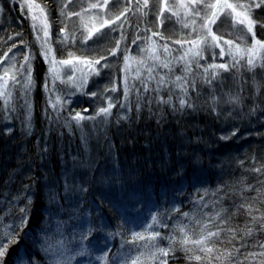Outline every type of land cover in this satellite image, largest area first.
I'll return each instance as SVG.
<instances>
[{
  "label": "trees",
  "instance_id": "trees-1",
  "mask_svg": "<svg viewBox=\"0 0 264 264\" xmlns=\"http://www.w3.org/2000/svg\"><path fill=\"white\" fill-rule=\"evenodd\" d=\"M36 1L46 5L51 45L57 54L70 51L78 57H94L93 54H97L96 58L107 57L115 47V38H109L110 42L106 44L91 40L85 43L86 48L75 40L61 43L62 28L69 25L65 29L67 32L75 30L72 24L64 23L66 17L60 14L65 0ZM152 4L147 17L140 13L136 15L135 8L126 13L130 25L157 31L156 8ZM1 7L0 47H5L22 39L27 28L15 7H8L3 2ZM72 8L70 4L68 11H73ZM130 12L134 14L131 18ZM253 18L264 20V7L254 9ZM173 23L165 21L159 32L176 41L181 37ZM255 37L264 39V28L257 25ZM207 54L205 59L193 63L187 78L189 85L185 99L191 107L181 108L179 97L182 93L171 84V103H161V97L168 99V89H161L157 94L154 91L156 82L149 81L150 90L145 92L146 78H140L133 94H129L123 103L116 100L110 119L106 118L107 123L87 122L79 126L69 117L75 109L84 107L83 103L75 99L69 103L64 99L67 103L62 102L59 111L49 106L40 83L44 63L36 55L33 58L34 88L25 97L14 96L8 105L0 99L2 222L11 223L19 215L18 209L27 206L28 225L24 230L35 229L42 220V207L55 189L56 192L60 190L58 183L64 187L62 192H66V196L59 195L57 210L66 202L64 211L70 217L87 208L91 214L92 208L88 206L91 200L106 206L104 197H113L116 204H121L118 202L120 195H134L138 191L147 194L152 185L158 183L165 189L163 196L168 199L164 201L165 205L174 201V210L163 217L165 234L171 225L177 239L181 235L178 228L182 225H187L190 232L198 233L196 221L208 223L220 213L226 223L219 226L237 231L234 238L225 231L216 241V254L221 255V260H215L213 264H229L224 259L226 250L232 253L237 264H261L264 256L258 255L255 260L245 257L264 251L260 247L264 244V230L252 220L253 215L259 217L264 213V184L260 183L264 181V172L252 171L264 166V67L256 66L251 71L239 64L228 71H220L209 84L203 74V67L212 62ZM196 63L202 67L197 68ZM236 97H239L238 101L228 102ZM25 100L30 102L29 108L25 106ZM83 181H92L89 188L72 189ZM119 182L128 184L129 188L119 189ZM49 187L53 191L48 192L46 188ZM86 193L89 194L84 197ZM9 202H12L11 207ZM249 202L253 205L251 215L239 207L241 203ZM131 203L137 205L138 202ZM52 213L53 220L68 217L65 214L58 216L55 210ZM218 224L219 218L208 224L209 230L215 231ZM248 229H252L250 235ZM165 243L170 244V241L164 239ZM172 247L176 251L167 258L168 264H197L186 258L178 243H172Z\"/></svg>",
  "mask_w": 264,
  "mask_h": 264
},
{
  "label": "rangeland",
  "instance_id": "rangeland-1",
  "mask_svg": "<svg viewBox=\"0 0 264 264\" xmlns=\"http://www.w3.org/2000/svg\"><path fill=\"white\" fill-rule=\"evenodd\" d=\"M2 2L7 4L8 7H15L17 9V14H19L21 18H24L27 34H23L24 37L22 39H19L18 41L15 40L11 45L6 44L5 47L3 46V50V47H0V56H3L4 53L8 52L9 48H12V45L15 44L16 47L12 48V52L9 53V56L15 55L17 67H19V64L23 62L24 54L30 53L32 56L31 65L33 81L30 89H33L35 84L33 77V58L36 55H39L44 63L42 81H40V83L41 87H44L45 97L49 106L53 108L52 105L57 102L58 97L61 98V105L64 99H67V101L69 100V103L75 99L79 103H83L84 107L75 109L73 115L76 112H81L85 116H95L100 107L107 106V98L111 97V102L113 104H116V100L123 103L129 94H133L136 91V84L140 81V78H146L145 80L148 83V72L146 69L149 65H153V60L149 58L153 42H155L156 51L160 54L162 59L165 57L167 59H172L173 56L179 54L177 50L181 49L180 43L173 44V41L167 39L164 33L162 34L165 39L152 35L153 32L160 31L162 24H160L158 16L162 6L166 9L164 11V16L171 17L170 19H165L164 22L167 20L171 21V23L174 22L173 24L175 25V28L180 32V37H186L193 27L190 19L184 16V9L179 8L181 3L188 4L190 3V0H164L162 4H152V7L156 8L155 20L158 27L156 28L157 31H154L151 28V31H149L145 27L137 28L134 25H130L128 17L127 20H125L123 16L120 20H116V16L123 11L125 5L131 7L134 11L136 0H132L131 5L126 3V0H120L119 4H112L110 2L107 7H97L94 9L90 8L89 5L93 3L103 5L104 0H76V2L72 4L73 11L70 12H82V16L72 15L71 18H65L64 22L70 25L72 24V26L75 27V30H68L69 34L73 31H78L75 32V34L76 37L79 35L80 38L75 39V41L82 47H85L87 45L82 42L83 38L89 33H92V39L88 40L87 43L94 40L95 42L100 41V43L106 44V42H110L109 38H115V43L118 40L121 41L120 50L114 56L108 55L107 59L101 62L106 65L105 67L96 65V67L99 68V75H97L92 72L87 64L82 62L93 57L70 56V51L63 54L60 51L59 54H57L51 45L50 38L49 43L52 52L49 55V61H51L54 56L57 62L70 60L71 64L75 66L74 71L72 66H65L58 63L56 74L59 78L53 79V76L49 73L50 63L49 61H46L42 55L41 43L36 39L37 34L43 37V32L33 30V20L31 17L32 15L39 16V11L33 10L30 12L27 7L28 3L43 5L36 0H0V17L3 13L1 7ZM139 2L142 4L143 0H139ZM210 2L215 3L216 0H210ZM219 2L224 3V0H219ZM227 2L236 3L237 0H227ZM239 2L243 3L245 0H239ZM150 3H152V0H149V4ZM169 3L177 5L176 10L180 13L179 20L176 16L172 15L171 11L167 10V4ZM117 7H119L118 11L116 9ZM105 12L108 14L105 15ZM135 13L137 15L138 12L135 11ZM131 16H134V14L130 12V18ZM235 16L236 13H232V16L229 17H224L221 14L220 19H218L215 24L216 26H212L213 33L222 37L220 44L225 49L230 47L223 43L228 39L233 41V44L231 45L233 50H235L237 44L242 49L251 48L253 45V38L252 35L247 32L246 26L237 25V27L243 29V31H236L233 29V17ZM240 18L242 19L243 17ZM196 20L197 26L204 23V21L199 18H196ZM105 21H108V23H105ZM183 21L189 23V28L183 27ZM36 23L40 25V20H37ZM120 24H123V28L119 27ZM68 26L69 25H67V27ZM113 27H115V31L112 30ZM97 31L105 33L106 35L97 36L95 35ZM122 35L124 37L123 40H121ZM192 35L193 38H195V34L193 33ZM225 35H230V37L226 38ZM138 36L140 37L139 40L136 39ZM242 36H244V40L242 39ZM150 37L151 39H149ZM238 38H240V40L238 42L235 41L238 40ZM255 38L264 42V39ZM133 40H136L135 44L133 43ZM165 43L173 49L170 56H167L163 52L162 46ZM142 49H149V51H142ZM220 51L221 49L219 47H209L203 53V59L206 58V54L208 53L207 55H210L212 60L210 64H231L232 57L227 54V51H225L223 56L220 55ZM93 55L94 57L97 56V54ZM125 56L128 57L127 62L125 61ZM126 63L127 68L125 67ZM239 64L247 67L248 70L252 71V69H254L248 66L247 57L236 65ZM256 65L257 67H262L259 57L256 60ZM116 67H118V69ZM218 71L220 72L224 70L219 69ZM0 75H2V72H0ZM153 75H165L168 78L172 77L174 80L176 76H184L185 73L183 72V65L176 64L175 61H173L170 72L168 69L154 67ZM69 77L72 78V82H68ZM188 77L189 74L187 75V78ZM247 78L249 79L250 77ZM151 82L154 83L156 81L151 80ZM125 83L128 85V94L126 97ZM113 86L116 87V91L110 90ZM106 88L109 89V91H105ZM92 93H96V96H93ZM13 96H20L21 98L25 97V93L19 86H17L13 91ZM27 102L30 103L29 101ZM27 108H29V106H27ZM88 108H90V111ZM84 111L89 112L90 114H86ZM112 111L113 108L111 112ZM108 117L110 119V115ZM105 121L106 118L97 117L95 120L86 119L81 123L90 122L91 124H95L100 122L99 124H101ZM72 122L77 125L75 121ZM94 169L95 167H93L92 170ZM94 172L96 173V171ZM90 182H80V185L77 184L78 188L72 187V189L78 190L79 188H89ZM55 185L56 184H54V186ZM118 185L119 189L129 188L126 183L119 182ZM57 186L60 190L56 192L55 186L54 189L56 193L52 192L51 197L48 198L49 201L42 207V220H40L35 229H30V231L24 230L21 233L18 246L13 245L9 249L10 254L5 258L6 264H131V258L138 256L140 252L145 254L141 257L142 264H157V262L153 261L149 256L150 251L153 250L151 245L155 243L159 247L165 248L169 243L164 244V239L168 241L169 237L174 236L172 225L168 228L167 234L163 232L164 227H166V221L163 217L166 213L170 214L174 210L172 208V203L174 201L170 200L168 201V204L165 205L164 201L168 199L163 196L165 189L162 188V184L154 183L150 192L147 194L138 191V194L134 195H120L118 202L121 204H116L117 200H113V197H104L105 201L108 203L106 206H100L91 200L88 206L92 208V213L90 214V211L87 208L88 211L84 209L74 217H70L64 211V208L67 209L66 202H63L65 205L63 208L61 207L57 210L59 206V201L57 200L59 195L66 196V192H64V194L62 192L64 187L61 183H58ZM154 187H156V190H154ZM46 189L48 192L53 191L51 187ZM83 192L84 190L81 191V193ZM88 194L89 193L84 194V197L88 196ZM131 202L138 203L137 205H134ZM52 210H55L58 216L65 214L68 217H59L53 220L51 219L52 215H54ZM153 217H156V222H153ZM134 232L143 233L146 237L151 232H159L161 239H157L154 242L146 239L141 240L136 244L129 243Z\"/></svg>",
  "mask_w": 264,
  "mask_h": 264
},
{
  "label": "snow or ice",
  "instance_id": "snow-or-ice-1",
  "mask_svg": "<svg viewBox=\"0 0 264 264\" xmlns=\"http://www.w3.org/2000/svg\"><path fill=\"white\" fill-rule=\"evenodd\" d=\"M76 0H65L63 3V6L61 7V16H65L66 18H71L72 15L76 16H82V12L72 13L68 11L69 5L75 3ZM112 4H119L120 0H104L103 5H98L96 3L90 4V8H97V7H107L109 3ZM164 0H152L153 4L156 3H163ZM126 3L131 5L132 0H126ZM27 7L29 11L38 10L39 16L32 15L31 19L33 20V30L34 31H42L43 37H41L39 34H37L36 39L41 43L42 46V55L44 56L46 61H49V55L52 52V49L50 47V36H49V28L50 24L48 22V16L46 12V5L41 6L40 4L36 3H28ZM264 7V0H245V2L241 3L239 0H237L236 3H228L227 0H224V3H220L219 0H216L215 3L210 2V0H190V3L184 4L181 3L179 5V8L184 9V16L190 19L191 25H193L191 32L186 37H181L178 41H173V44L180 43L181 49H178L177 52H179L178 55L173 56L172 59L161 58L160 54L156 51V45L155 42H153L152 48L150 50V56L149 58L153 60V65H149L146 71L148 72V80H155L157 87L154 89V91L159 94L161 89H168V99H164L163 97L160 98V102L164 104L171 103L172 100V89L169 88V85L171 84L175 88L180 89V92L182 95L179 97V103L181 108H184L185 106L191 107V104L187 99H185V96L188 92V85L189 81L187 80V75L191 73L193 63L203 59V53L207 50L209 47H219L221 49L220 55L223 56L225 54V51H227V54L232 57V63L231 64H210L207 67H203V74L206 78V82L211 84L213 80H215L219 75V69H223L224 71H228L230 68L235 67L236 64L240 63L241 60H243L245 57H247V64L250 68H255L256 60L259 57L261 60V66L264 67V42L257 40L255 38V27L259 25L261 28H264V20H257L253 18V10L259 9ZM150 4L149 0H143V3L141 4L139 0H136L135 3V11L140 13L142 16L147 17L150 15ZM177 5L175 4H167V10L172 12L173 16H176L179 20L180 13L176 10ZM131 7H124L123 11L116 16V20H120L123 16L125 20H127L126 13L131 11ZM166 9L162 6L160 8V14L158 16V20L160 24L164 23L165 19H170L171 17H165L164 11ZM231 10V11H229ZM239 10V11H238ZM232 13H236V16L233 17L234 23H233V29L236 31H243V29H240L237 27V25H245L247 28V32L252 35L253 38V45L251 48L242 49L237 44L235 46V50H233V47L231 45L233 44V41L231 39L225 40L223 43L226 45H229L227 49L221 46L220 40L221 36H217L213 33L212 26L217 23V20L220 19V15L222 14L224 17L232 16ZM105 15L108 13L105 12ZM240 17H243L242 19ZM196 18H199L200 20L204 21V23L197 26V20ZM37 20H40V25L36 23ZM247 22V23H246ZM105 23H108V21H105ZM115 23V22H112ZM183 27L189 28V23L187 21H183ZM119 27L123 28V24H120ZM67 28V25L65 28L61 29L62 34V40L61 43H67L69 40H75L77 39L75 31H73L71 34H69L65 29ZM113 31H115V27L112 28ZM151 31V29H148ZM195 34V38H193L192 34ZM16 35H19L18 33ZM97 36H103L106 35L105 33H102L100 31H97L95 33ZM153 36H159L161 39H165L162 33L159 32H153ZM93 34L89 33L87 36L83 38V43H87L88 40L92 39ZM210 37V39H209ZM12 37H9L8 39H11ZM123 35L121 36V40H123ZM137 40L140 39L138 36L136 38ZM151 39V37L149 38ZM133 43H136V40H133ZM120 44L121 41H116L115 48L111 49V51L108 53L109 55H116L117 52L120 50ZM16 45L13 44L12 48H15ZM12 48H9L8 52H5L3 56H0V72H2V75H0V99H2L3 103L8 105L11 103L15 97L13 96V91L17 86H19L25 93V96H27L28 90L32 86V65L31 60L32 56L30 53H26L23 56V62L19 64V67H17V61L15 55L9 56V53L12 52ZM163 52L170 56L173 49L169 47L167 43H165L162 46ZM182 50V51H181ZM142 51H149V49H142ZM70 56H72V53H69ZM107 57L104 55H100L98 58L93 57L91 59H87L82 61L83 63L87 64L89 68L94 72L95 74L99 75V68L96 67V65H99L100 67H105L106 65L102 64L101 62L106 60ZM128 57L125 56V61L127 62ZM6 61V62H5ZM173 61H175L176 64L183 65V72L185 73L184 76H176L173 79H170L166 77L165 75H158L154 76L153 71L154 67L164 68L168 69L169 72L171 71ZM50 67H49V73L53 76V79L59 78L56 74V67L57 64L65 65V66H72L73 70L75 71V66L71 64L70 60H63L57 62L55 57L53 56L51 61H49ZM197 68L202 67L198 63L195 64ZM127 68V63L125 65ZM139 75V73H138ZM86 78V77H85ZM72 82V78L69 77V81ZM143 87L145 92L149 91V85L147 82L143 83ZM111 91H116V87L113 86ZM105 91H109V89H105ZM128 94V85L125 83V97ZM93 96H96V93H92ZM107 106L106 107H100L95 116H85L81 112H76L74 115L70 114V120L75 121V123L79 126L82 121L86 119H92L95 120L97 117H104L107 118L111 114L112 108L115 106L111 102V97L107 98ZM61 98H57V102L53 103V108H55L57 111H59V108L62 106L60 104ZM239 97L236 98H230L228 102H234L238 101ZM215 97H213V103H215ZM66 104L67 101H64ZM25 106L28 105L27 100H25ZM87 111V110H85ZM235 135V133H233ZM223 139H227L224 137ZM252 171L254 172H264V166L261 168H253ZM261 184H264V181L260 182ZM255 191H259L254 189ZM16 198H13L15 200ZM27 199L30 200V197ZM10 203V207L12 206V202ZM240 208L245 209L248 211V213L251 215L253 212V205L252 203H241L239 205ZM19 215L15 216L11 223L4 224L3 217H0V264H6V257L10 254L9 249L13 245L18 246V241L20 239L21 233L24 231L25 227L28 225V208L27 206L21 207L18 209ZM255 211H260L259 209H255ZM185 216L188 214L185 213ZM219 218V224L216 225V230L212 231L209 230L208 224L214 223L215 220ZM153 222H156V217H153ZM252 220L254 223H257L260 225L261 230H264V213H261L259 217L252 216ZM196 223L199 225V232L197 233L195 230L189 231V228L187 225H182L178 228L180 235V238L177 239L176 236L169 237L170 244L167 248H162L153 243L151 245V248L153 249L150 251L149 256L153 261H156L157 264H168V257L176 251L174 247H172V243H178L180 245V249L183 250L186 254V258L191 261H196L197 264H213V261L215 260H221V255H217L218 249L216 247V241L221 239V235L223 232L227 231L232 234L233 238L236 234V229L232 228H221L219 225H223L226 223L225 218L220 217V213L216 214V217L210 218L208 223H202L201 221H196ZM252 232V229H248L247 234L250 235ZM150 240V241H156L157 239H161L159 232H151L146 237L143 233L134 232L132 234V238L129 241V243L136 244L141 240ZM262 249H264V244L260 245ZM138 250V249H137ZM237 251H239L237 249ZM145 254L143 252H140V254L136 257L131 258V264H142L141 257H143ZM264 256V251L260 253H250L248 256L245 257V259H253L255 260L257 256ZM225 260L229 261V264H237L236 259L233 257L231 252H227L224 256ZM261 264H264V261H261Z\"/></svg>",
  "mask_w": 264,
  "mask_h": 264
},
{
  "label": "bare ground",
  "instance_id": "bare-ground-1",
  "mask_svg": "<svg viewBox=\"0 0 264 264\" xmlns=\"http://www.w3.org/2000/svg\"><path fill=\"white\" fill-rule=\"evenodd\" d=\"M24 20V18H22Z\"/></svg>",
  "mask_w": 264,
  "mask_h": 264
}]
</instances>
